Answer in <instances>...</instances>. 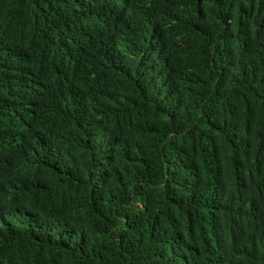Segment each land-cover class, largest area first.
Masks as SVG:
<instances>
[{"label": "trees", "instance_id": "16d2710c", "mask_svg": "<svg viewBox=\"0 0 264 264\" xmlns=\"http://www.w3.org/2000/svg\"><path fill=\"white\" fill-rule=\"evenodd\" d=\"M0 264H264V0H0Z\"/></svg>", "mask_w": 264, "mask_h": 264}]
</instances>
